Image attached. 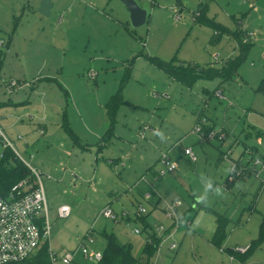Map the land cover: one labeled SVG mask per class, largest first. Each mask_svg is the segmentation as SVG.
<instances>
[{
    "label": "rangeland",
    "instance_id": "rangeland-1",
    "mask_svg": "<svg viewBox=\"0 0 264 264\" xmlns=\"http://www.w3.org/2000/svg\"><path fill=\"white\" fill-rule=\"evenodd\" d=\"M118 1L107 0L106 11L121 20L113 10ZM136 1L148 21L133 27L128 17L113 51L99 53L93 35L105 18L90 10L93 1L52 0L47 17L38 12L41 0H0V36L9 41L0 100L14 99L24 116L7 134L19 158L41 173L51 225L45 242L59 254L77 251L85 264L81 240L103 254L113 233L144 263L142 249L155 234L160 243L150 264H264V242L244 256L264 216V170H253L254 160H264V0ZM212 22L224 27L215 37ZM241 43H250L249 51L238 63ZM228 62L239 66L224 82L207 72L190 78L191 68L186 77L172 76L164 64L205 69ZM11 81L18 86L11 89ZM118 92L112 119L106 104ZM202 119L226 138L197 135ZM89 130L110 131L101 153L98 145L85 148L94 140ZM4 149L0 137V160ZM164 154L184 163L179 172H168ZM234 165L247 175L234 172L230 181ZM201 175L220 193H210L206 205L196 200ZM62 205L71 209L66 217L59 216ZM106 207L117 216H104ZM215 212L228 218L221 246L211 242Z\"/></svg>",
    "mask_w": 264,
    "mask_h": 264
},
{
    "label": "built area",
    "instance_id": "built-area-1",
    "mask_svg": "<svg viewBox=\"0 0 264 264\" xmlns=\"http://www.w3.org/2000/svg\"><path fill=\"white\" fill-rule=\"evenodd\" d=\"M248 36L251 38L253 34L248 32ZM6 44V39L0 36V48L6 46ZM16 86H18V83L11 81V89H14ZM204 123L205 119H202L196 126V133L201 138L208 140L217 136L221 139L225 138V134L221 132L215 133L214 130L206 132L203 126ZM0 137L4 146L13 149L19 157L18 150L1 128ZM185 150L195 159V155L191 149L186 148ZM161 160L168 172H173L178 167L177 163L170 160L165 154L162 156ZM24 163L31 169L35 176V181L27 178L23 179L14 184L7 195H0V264H21L25 262L38 253L41 246L45 243V239L49 238L51 230L48 218L50 209L49 202L43 186L41 173L29 163L25 161ZM256 167L264 170V160H254L253 170H255ZM240 168L242 170L238 171L237 165H234L232 174L228 177V180H234L232 176L234 172L240 175L244 170H247L245 167ZM166 173L165 170L161 175ZM72 174L75 175L74 173ZM180 204V201L171 204L170 210L168 211L169 215L172 216L173 211ZM70 211L71 209L68 205H62L58 213L59 216L66 217L70 214ZM142 212H144L143 208L138 210L136 215L140 217ZM103 215L113 218L117 216L109 207L103 210ZM128 215L129 213L127 212L122 213V217H128ZM89 239H91L90 236ZM175 247L174 244L171 245V248ZM78 250L87 262L96 264L102 259V253L89 249L83 239L81 240ZM239 250L243 252L245 249L239 248ZM76 253L77 251H67L63 254H59L49 247V256L52 264H77Z\"/></svg>",
    "mask_w": 264,
    "mask_h": 264
},
{
    "label": "trees",
    "instance_id": "trees-1",
    "mask_svg": "<svg viewBox=\"0 0 264 264\" xmlns=\"http://www.w3.org/2000/svg\"><path fill=\"white\" fill-rule=\"evenodd\" d=\"M213 27L215 29L214 31V37L217 35H220L224 31L223 25L219 23L212 22ZM250 43H241V51L242 55L240 56L239 62H242L246 58V53L249 51V45ZM7 46H9V41ZM248 54V53H247ZM5 52H3L2 48H0V69L3 65V58H4ZM162 64V62H160ZM238 63H230L222 65L220 68L215 67H207V68H199L192 64L187 65V67H184V65H181L180 67H177L176 65H168L167 63H164L166 66V70L168 73L172 76H184L186 77V74H190V68L195 73L191 75L190 78H196L203 76L205 77V72L207 74H212L213 76H219L221 77L222 81H227L231 79L236 73L239 66ZM215 68V69H214ZM200 69V70H199ZM189 78V80H191ZM261 91L264 93V85L261 84L260 88ZM121 94L118 92L113 99H111L107 104L106 107L108 109V113L112 119L115 118V108L116 106L121 102ZM204 130L206 132H209L213 130L212 126H207V124L204 123ZM69 130V127H66ZM110 131H108L101 143L104 141L107 142L108 135ZM251 172V171H250ZM247 175V171L244 172ZM31 179L32 181H35V176L32 173L31 169L16 155L13 149L10 147H5L4 152L1 155L0 160V195L5 196L8 194L12 186L19 181L23 179ZM216 230L214 233V236L212 238V243L216 246H221L226 238V231H225V225L228 221V218L220 213H216ZM141 217V216H140ZM139 217V218H140ZM143 219V218H141ZM106 247L104 250V253L102 254V259L96 263V264H150L151 258L155 255V252L158 249L160 239L156 237L155 234L151 235L146 244L144 245L142 249V254L146 256L145 262L141 263L140 257L136 256L133 253L132 245L129 243H122L113 233L106 234ZM264 242V216L262 219V222L260 224L259 229V235L256 240H254L249 249H247L244 252V256L246 257L254 248L260 246L261 243ZM22 264V263H21ZM23 264H52L49 256V245L48 242H45L42 249L38 251L37 254L23 262ZM79 264V263H77ZM95 264V263H94Z\"/></svg>",
    "mask_w": 264,
    "mask_h": 264
},
{
    "label": "crops",
    "instance_id": "crops-1",
    "mask_svg": "<svg viewBox=\"0 0 264 264\" xmlns=\"http://www.w3.org/2000/svg\"><path fill=\"white\" fill-rule=\"evenodd\" d=\"M75 1H77V0H75ZM91 1H93V2H91L90 4H87L88 7L90 8V10L93 11L94 14H96V15L98 14V15L103 16L105 18V19L101 20L102 25H100L99 27L98 26L96 27L95 34L93 35V38H94L96 43H94L92 48L94 51L99 52V53H103V52L110 53L115 48L116 38H117L118 33H119V27L122 26L126 30L128 29V27L123 24V21H125V20L127 21L128 17H130V13H129V11H127V9L124 7V5H122V3H114L113 10L116 9L117 11H119L121 20L119 18L114 19L106 11V7L108 6L107 0H91ZM118 2H120V1H118ZM68 9L69 8H67V10ZM65 14H66V11H65ZM117 19H119V20H117ZM147 21H148V19H147ZM113 38H115V39H113ZM0 115H1V118L3 121V132L10 139V137L8 136L7 133L8 132L13 133V130H14V133H16V127L19 126L18 124L22 121V117H24V116L21 114H18L17 102L12 98L0 100ZM43 131H44V129H43ZM89 131H90L91 135L93 136L94 140H89L90 138L88 140H86L87 143H86L85 148L89 149L90 146L98 145L97 146V148H99L98 153H101L102 150H104V148L107 146L106 141L105 142L103 141L101 143L105 134H103L102 132H99L97 130H92V131L89 130ZM221 133L225 134L223 131ZM52 137H53V133L50 134V139ZM225 138H226V135H225ZM91 141H93V142H91ZM97 141H98V144L95 143ZM23 144L26 147H29V145L31 144V140H28V138H24ZM183 164H181V163L178 164V172L181 170ZM73 176L75 177V175H73ZM211 242H212V238H211ZM237 247H242V246L239 245ZM77 263L83 264L81 261H78V260H77ZM85 264H94V263L87 262Z\"/></svg>",
    "mask_w": 264,
    "mask_h": 264
},
{
    "label": "water",
    "instance_id": "water-1",
    "mask_svg": "<svg viewBox=\"0 0 264 264\" xmlns=\"http://www.w3.org/2000/svg\"><path fill=\"white\" fill-rule=\"evenodd\" d=\"M122 2L130 13V23L133 27L144 25L148 19V13L144 10L136 0H119ZM54 3L52 0H41L38 12L49 17L52 13Z\"/></svg>",
    "mask_w": 264,
    "mask_h": 264
},
{
    "label": "clouds",
    "instance_id": "clouds-1",
    "mask_svg": "<svg viewBox=\"0 0 264 264\" xmlns=\"http://www.w3.org/2000/svg\"><path fill=\"white\" fill-rule=\"evenodd\" d=\"M157 135H160V134L157 133ZM161 139H163L162 136H161ZM200 183L202 186V191L196 197V200L198 203H200L202 205H206L208 202L210 193H214L216 195L220 194L219 189L214 186L212 179H210L209 177L201 175L200 176Z\"/></svg>",
    "mask_w": 264,
    "mask_h": 264
}]
</instances>
